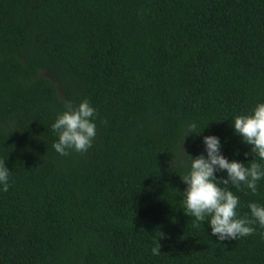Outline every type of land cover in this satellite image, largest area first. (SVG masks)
I'll return each instance as SVG.
<instances>
[{
	"label": "trees",
	"instance_id": "obj_1",
	"mask_svg": "<svg viewBox=\"0 0 264 264\" xmlns=\"http://www.w3.org/2000/svg\"><path fill=\"white\" fill-rule=\"evenodd\" d=\"M85 99L92 146L60 155L52 125ZM260 103L264 0H0V264H264V227H195L181 180L209 135L264 165L233 125ZM229 187L238 217L264 206V178Z\"/></svg>",
	"mask_w": 264,
	"mask_h": 264
},
{
	"label": "clouds",
	"instance_id": "obj_2",
	"mask_svg": "<svg viewBox=\"0 0 264 264\" xmlns=\"http://www.w3.org/2000/svg\"><path fill=\"white\" fill-rule=\"evenodd\" d=\"M96 115L97 110L87 99L75 107L70 101L65 102V111L52 125L53 131L58 134V142L53 144L56 152L64 156L69 154V150L86 152L96 136L93 119ZM233 125L235 133L242 137L243 142L251 145L252 153L264 161V103L258 104L251 114L237 115ZM195 128V123L188 125L190 132ZM203 142L207 157L202 154L195 158L190 156V172L181 178L187 185L183 192L185 214L195 218L198 222L194 224L195 227H199L206 218H210L207 222L210 224L211 234L220 241L236 240L238 237L254 234V224L258 222L264 227V206L250 203L251 218L238 217L236 209L239 198L229 186L239 189L240 185L244 184L255 193L257 181L264 178V165L255 159L250 164L235 160L230 162L222 155L220 140L214 135L205 136ZM182 151L189 156L185 153L183 145ZM247 155L248 153H245V156ZM217 171H226L227 178L217 177L215 175ZM9 173L5 162L0 161V184H3L4 191L9 187ZM161 237H164L163 233H159L158 239ZM158 239L156 247L151 249L153 255L161 254L162 245L158 243Z\"/></svg>",
	"mask_w": 264,
	"mask_h": 264
}]
</instances>
